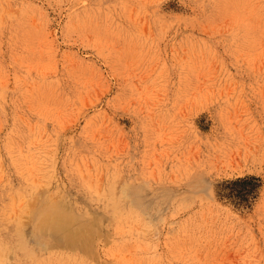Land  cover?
Returning a JSON list of instances; mask_svg holds the SVG:
<instances>
[{"label":"rangeland","instance_id":"rangeland-1","mask_svg":"<svg viewBox=\"0 0 264 264\" xmlns=\"http://www.w3.org/2000/svg\"><path fill=\"white\" fill-rule=\"evenodd\" d=\"M0 255L264 264V0H0Z\"/></svg>","mask_w":264,"mask_h":264},{"label":"bare ground","instance_id":"bare-ground-1","mask_svg":"<svg viewBox=\"0 0 264 264\" xmlns=\"http://www.w3.org/2000/svg\"><path fill=\"white\" fill-rule=\"evenodd\" d=\"M246 162H248V161H246ZM234 169H235V167H234ZM56 210H58L57 206H53V208H51V207L41 208L36 212V215L38 217L37 222H36V227L39 231H44L45 229L46 230L47 229H51V230L53 229V230L58 231V230L64 229L69 224L70 218H71L70 213L64 212L63 214L58 213V215H57ZM87 231H88V229L77 230V231H74L73 233L71 232L70 234H68L66 236L65 243H67L68 245H72V244H76V243L81 244L82 239H84L86 234L88 233ZM86 238H85V241H87ZM89 242H90V240H89Z\"/></svg>","mask_w":264,"mask_h":264}]
</instances>
